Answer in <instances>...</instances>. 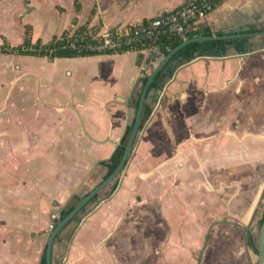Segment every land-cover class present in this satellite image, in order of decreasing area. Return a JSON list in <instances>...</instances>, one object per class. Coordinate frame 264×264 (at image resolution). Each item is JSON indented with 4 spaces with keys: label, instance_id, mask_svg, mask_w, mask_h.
I'll return each instance as SVG.
<instances>
[{
    "label": "crops",
    "instance_id": "crops-1",
    "mask_svg": "<svg viewBox=\"0 0 264 264\" xmlns=\"http://www.w3.org/2000/svg\"><path fill=\"white\" fill-rule=\"evenodd\" d=\"M186 1L0 0V46L10 50L27 34L30 44L94 38ZM202 28L244 34L230 38L244 43L229 42L223 55H171L149 87L151 114L125 169L58 233L54 264L256 263L264 0H220L191 30ZM167 49L160 41L53 58L0 49V60L19 67L0 90V264L42 263L52 230L34 229L47 225L48 212L61 220L107 177L103 161L133 125L144 79ZM49 64L59 66L55 83L38 74Z\"/></svg>",
    "mask_w": 264,
    "mask_h": 264
},
{
    "label": "built area",
    "instance_id": "built-area-1",
    "mask_svg": "<svg viewBox=\"0 0 264 264\" xmlns=\"http://www.w3.org/2000/svg\"><path fill=\"white\" fill-rule=\"evenodd\" d=\"M220 0H187L174 10L154 17L133 28L115 31L105 28L101 36L88 38L82 34H66L63 46L80 52L107 53L122 47L137 48L141 44H155L166 35H178L187 40V32L192 25L207 18ZM59 220L57 211H52L49 230H53Z\"/></svg>",
    "mask_w": 264,
    "mask_h": 264
},
{
    "label": "trees",
    "instance_id": "trees-1",
    "mask_svg": "<svg viewBox=\"0 0 264 264\" xmlns=\"http://www.w3.org/2000/svg\"><path fill=\"white\" fill-rule=\"evenodd\" d=\"M212 32L209 29L202 28L200 30H191V28L187 32V37L188 39L194 38L199 35H211ZM30 37L29 34H27V37L25 39V42L23 44H20L18 46H15L11 48L10 50L5 49L0 46V49L2 51H13V52H20V53H26V54H34V55H41V56H50V57H55V56H62V55H88V54H95L96 52H80L77 50H74L69 47H64V41L60 40H54L51 41L47 44H30ZM237 42L239 45H242L244 43V40L242 38H236V39H205V40H198V41H191L183 46H181L174 56H179L182 55L181 57L187 60H191L195 58L198 55H203V54H212V55H223L225 54V46L231 42V41ZM163 42L167 45L168 49L167 51H170L171 49L175 48L179 44H181L184 41V38L178 35H166L162 38ZM243 48V47H241ZM133 48H120V51H127L131 50ZM113 52V51H111ZM146 82L147 77L144 79ZM161 81V71L157 74L155 79L153 80L151 87L157 86ZM151 114V109L149 107L144 106L143 113H142V118H141V123H140V128L143 127L145 121L148 119V117ZM132 130V125L128 127L127 132L121 142V144L117 147L113 155L108 159L103 161V163L107 164L109 167V171L106 176H109L113 170L117 167L119 164L122 155L125 150V145L128 142L130 133ZM82 199V198H81ZM80 199V200H81ZM263 199H264V191H263ZM79 200V202H80ZM76 205V204H75ZM74 205V206H75ZM72 206L68 210H64L61 215V219L74 207ZM264 220V211L262 218L260 220V224ZM56 227V226H55ZM57 237L55 238V241L57 240ZM41 264H46V248L44 250V256L42 259Z\"/></svg>",
    "mask_w": 264,
    "mask_h": 264
},
{
    "label": "water",
    "instance_id": "water-1",
    "mask_svg": "<svg viewBox=\"0 0 264 264\" xmlns=\"http://www.w3.org/2000/svg\"><path fill=\"white\" fill-rule=\"evenodd\" d=\"M244 34H226V35H199L191 39L184 40L181 44L173 48L165 57L163 60L159 62V64L155 67L153 72L150 74L148 80L145 83L144 89L140 95V100L138 104V108L136 111V116L132 125V130L128 139L127 144L125 145V150L122 155V158L117 165V167L113 170V172L107 176L105 179H103L99 184H97L93 189L89 190L88 193L80 200V202L73 207L59 222L56 224V227L52 230V232L49 235V239L46 246V264H54L53 263V251H54V244H55V238L57 237L58 233L63 229V227L71 221L74 216L83 209V207L89 203L93 198L100 194L101 191L112 181L117 179V177L123 172L125 169V166L129 159L131 158V155L133 153V150L135 148V144L140 132V123L142 118V113L144 109V105L147 99L149 87L154 80L157 73L164 69V65L167 62V60L171 57V55L177 51L181 46L191 42V41H198V40H205V39H230L234 38L236 36H240ZM163 100V94L159 99V103H161ZM120 142H118L119 144ZM257 260L255 264H264V220L260 224L258 229V244H257Z\"/></svg>",
    "mask_w": 264,
    "mask_h": 264
},
{
    "label": "rangeland",
    "instance_id": "rangeland-1",
    "mask_svg": "<svg viewBox=\"0 0 264 264\" xmlns=\"http://www.w3.org/2000/svg\"><path fill=\"white\" fill-rule=\"evenodd\" d=\"M36 67H38V69H39L38 74L40 75L43 82H45L46 80H51V81L53 80V82L55 83L56 81L59 80V66H57L55 64H49L47 68H42L41 65H37ZM18 68L19 67L17 64L11 63V66H9V63H7L4 60H0V90H4L9 84V79H11L10 74H8L9 71H11L13 73V72H16L15 70H17ZM7 96H8L7 93H5L4 96L2 94L1 100L3 102H5L7 100ZM256 197H257V208H256V212H255V217H254V222H255L254 242L256 244V250H257L258 229H259L260 220L262 218L263 211H264V199H263V194H262V186L257 188ZM47 214H48V216L49 215L51 216V212H48ZM49 224H50V220L46 226L44 225L45 228H43L44 226H41V227L40 226H37V227L34 226V227H36L34 230L37 232V234H41L42 232H44L46 230V227H48ZM36 243L39 244L38 241H36ZM18 246L21 247L20 244ZM16 249H18L17 246H16ZM256 260H257V257H256Z\"/></svg>",
    "mask_w": 264,
    "mask_h": 264
}]
</instances>
